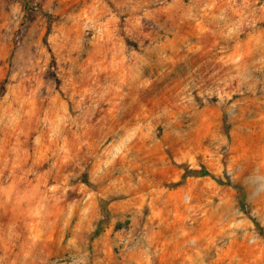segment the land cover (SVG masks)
<instances>
[{
  "label": "rangeland",
  "instance_id": "obj_1",
  "mask_svg": "<svg viewBox=\"0 0 264 264\" xmlns=\"http://www.w3.org/2000/svg\"><path fill=\"white\" fill-rule=\"evenodd\" d=\"M0 264H264V0H0Z\"/></svg>",
  "mask_w": 264,
  "mask_h": 264
},
{
  "label": "trees",
  "instance_id": "obj_2",
  "mask_svg": "<svg viewBox=\"0 0 264 264\" xmlns=\"http://www.w3.org/2000/svg\"><path fill=\"white\" fill-rule=\"evenodd\" d=\"M196 175L200 176V177H203V176H208L209 173L208 171H206L205 169H202V170H197V171H193ZM239 194H238V203L240 205V208L243 210V211H246L248 212L247 210V204H246V192L241 188V187H236ZM109 218H110V212L108 211V209H105L104 210V216L101 220V222L99 223L98 227L96 228L95 232H94V236H98V235H101L108 222H109Z\"/></svg>",
  "mask_w": 264,
  "mask_h": 264
}]
</instances>
